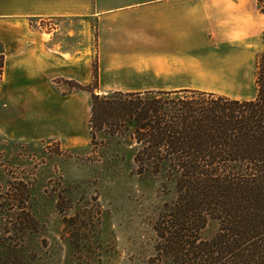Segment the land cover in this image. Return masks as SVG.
Returning <instances> with one entry per match:
<instances>
[{"label":"rangeland","instance_id":"1","mask_svg":"<svg viewBox=\"0 0 264 264\" xmlns=\"http://www.w3.org/2000/svg\"><path fill=\"white\" fill-rule=\"evenodd\" d=\"M66 23L33 18L30 26L56 34L49 48L56 49L53 43L62 41L66 49L74 51L79 38L74 24ZM55 24L64 27L62 34L54 30ZM88 46V53L93 49L92 81L97 56L95 43ZM263 48L261 41L254 47L253 61L240 75L241 82H217V91L254 96V60ZM0 50L5 65L0 81V132L8 130L13 134L2 136L0 147V264H171L156 255L155 247L161 239L155 229L175 197V182L163 173L136 172L133 157L137 144L130 131H97L91 142L90 92L73 87L72 82L88 84L89 89L94 83L91 90L97 94L121 90L99 86L98 75L97 82L87 83L64 77L51 79L49 85L56 93L84 91L88 95L85 114L79 116L85 130L83 126L78 134L69 137L47 133L31 137L30 122L37 114L35 110L46 104L30 102L24 82H11L14 72L9 69L14 67V56H6L1 43ZM75 53L77 59H82L87 52ZM202 87L197 84L189 89ZM23 120L25 138L18 139ZM215 230L216 222L208 220L200 237L209 238Z\"/></svg>","mask_w":264,"mask_h":264},{"label":"crops","instance_id":"2","mask_svg":"<svg viewBox=\"0 0 264 264\" xmlns=\"http://www.w3.org/2000/svg\"><path fill=\"white\" fill-rule=\"evenodd\" d=\"M33 18L74 24L78 48L70 51L62 41L49 48L56 34L32 29ZM55 25L62 34L64 27ZM263 29L257 0H0V43L6 56H14L11 82H24L28 100L46 104L35 110L31 137H69L85 130L79 116L85 114L88 95L56 93L49 82L56 77L90 82L93 49L89 54L88 45L95 43L98 84L105 89L174 90L198 84L201 90L251 98L217 91L216 85L241 82ZM84 50L77 59L75 52ZM21 130L18 139L25 138V120ZM2 136L13 134L0 132V147Z\"/></svg>","mask_w":264,"mask_h":264},{"label":"trees","instance_id":"3","mask_svg":"<svg viewBox=\"0 0 264 264\" xmlns=\"http://www.w3.org/2000/svg\"><path fill=\"white\" fill-rule=\"evenodd\" d=\"M257 3L264 12V0ZM3 66L0 50V81ZM254 82L251 98L189 88L97 94L94 83L72 82L90 92L91 142L97 131H130L136 172L175 182L155 229L156 255L171 264H264V48ZM208 220L216 230L201 238Z\"/></svg>","mask_w":264,"mask_h":264}]
</instances>
